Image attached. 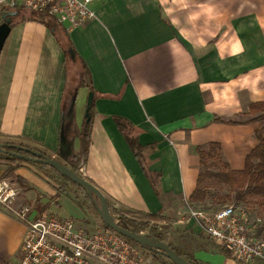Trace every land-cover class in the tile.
Masks as SVG:
<instances>
[{
  "label": "crops",
  "instance_id": "1",
  "mask_svg": "<svg viewBox=\"0 0 264 264\" xmlns=\"http://www.w3.org/2000/svg\"><path fill=\"white\" fill-rule=\"evenodd\" d=\"M93 9L94 19L67 30L89 75L73 56L70 69L81 66L87 80H79L81 90L95 95L88 150L77 169L118 209L182 214L200 170L198 145L218 142L230 168L241 169L257 144L260 121L244 113L264 97V0H97ZM66 83L64 54L52 33L33 20L13 25L0 53V142L75 161L82 94L66 114ZM114 115L138 129L147 167L160 173V195ZM41 172L27 162L0 163V178L18 188L13 208L30 205L29 218L50 212L45 206L55 194ZM66 200L61 194L54 207ZM185 226L208 240L191 219ZM24 230V221L0 205V264L19 259ZM225 255L226 264H237Z\"/></svg>",
  "mask_w": 264,
  "mask_h": 264
},
{
  "label": "built area",
  "instance_id": "2",
  "mask_svg": "<svg viewBox=\"0 0 264 264\" xmlns=\"http://www.w3.org/2000/svg\"><path fill=\"white\" fill-rule=\"evenodd\" d=\"M95 1L0 0V10L25 7L46 11L70 30L96 17ZM17 195L14 184L0 179V205L14 210L25 224L21 254L14 264H148L151 261L152 255H146V249L130 243L108 227L93 225L89 229L77 226L70 217L45 212L29 218L30 205L13 208ZM187 215L214 244L225 248L236 263L253 264L264 260V237L258 233L260 219L232 204L216 210L188 205Z\"/></svg>",
  "mask_w": 264,
  "mask_h": 264
},
{
  "label": "trees",
  "instance_id": "3",
  "mask_svg": "<svg viewBox=\"0 0 264 264\" xmlns=\"http://www.w3.org/2000/svg\"><path fill=\"white\" fill-rule=\"evenodd\" d=\"M3 11L5 10L4 9L0 10V12ZM11 11H16V14L11 17V23H10L11 27L25 20H33L43 24L52 33V35L54 36V38L56 39L57 43L59 44V46L63 51L65 80H68L67 79L68 75L71 72L70 67L72 68L74 67V65L71 66V61H73L72 58L79 59L81 63L82 60L74 49V46L70 40L67 29L64 26H62L60 23H58L56 19L51 15H49L46 11H34L30 9L28 10L25 7H17L12 9ZM82 69L84 72H86L89 75V71L84 63H82ZM78 86H84L83 81L79 82ZM91 92H92V100L89 105L88 114L87 116L85 115L83 118L82 127L80 131V135L82 137V149L78 153L73 154L72 158L75 161H79L80 157H85L88 150L91 123H92V118L94 116V99H95L94 91L92 90ZM87 106L88 105L86 104V107ZM244 114L247 115L254 114L248 119V121L258 120L262 123L261 127H259L256 130L257 144L245 156L244 165L241 169L230 168L228 163L222 158L221 147L218 142H210L207 145H198L196 147V151L199 154V158H200V170L197 175L196 186L188 198L191 203L200 202L206 198L209 191L207 179L213 177L224 182L226 185L229 186V188L236 191L238 197L241 198L244 192H249L252 193L253 195L261 196L262 203L264 204V97L262 100L249 103L248 109ZM113 119L115 121L117 128L124 136L128 146L133 152L135 158L137 159L139 165L141 166V169L147 176L154 192L156 193L157 196L160 195L161 193L159 188L160 173L156 171H150L148 169L147 167L148 158L147 155L144 153L145 146H142L137 138L136 133L138 132V129L124 117L114 115ZM216 120L221 122H229V123L236 122L231 119L223 120L216 118ZM30 148L33 150H37L36 148L33 147ZM151 148H153L152 145ZM7 149L16 151L14 148L7 147ZM21 162H27L39 168L40 170H44V169L49 170L52 173L51 176L52 178L57 179L58 181L69 182L70 184L81 189L84 192V197L83 199L76 198L78 205L85 207L88 211L92 212L95 216H97L101 220L93 202L91 201V198L86 194L83 187L79 186L75 182L69 180L67 177L58 173V171H56L53 167H50L45 164L35 163L32 161H25L10 156L6 153L0 152V163L13 166L14 164L18 165ZM218 163H220L222 167L216 172L212 171L211 167L216 166V164ZM69 168L78 175H80L77 169H75L74 167H69ZM17 182H19V184H22L19 178L17 179ZM58 196L59 195H55L54 197L56 198ZM55 204H57V202ZM107 205L111 213L114 215V218L117 220L118 224H120L121 226L127 229L134 230L135 232L146 231L150 221L160 220L164 217L159 213H144V212L131 211V210H121L112 206L108 201H107ZM101 224L104 227H107L102 222V220H101ZM148 231L158 239L164 240L162 234L158 232L156 229H149ZM258 233L264 237L263 226H261ZM125 239L132 244L140 246L137 242L132 241L129 238H125ZM168 245L172 249H174L179 255L185 257L191 264H201L194 255L181 252L180 250L172 247L170 244ZM142 248L150 251L151 254H153L155 257L160 256L159 255L160 253L151 251L145 247ZM224 252L225 254H227V250L226 251L224 250ZM167 260L169 262L168 264H174L169 259Z\"/></svg>",
  "mask_w": 264,
  "mask_h": 264
},
{
  "label": "rangeland",
  "instance_id": "4",
  "mask_svg": "<svg viewBox=\"0 0 264 264\" xmlns=\"http://www.w3.org/2000/svg\"><path fill=\"white\" fill-rule=\"evenodd\" d=\"M28 9V8H26ZM12 10V9H10ZM29 10V9H28ZM81 66L78 65V67L75 69V71L71 70L69 74V78L66 83L65 87V93L64 98H66L67 101V108H66V114H68V111L71 110V106H75V100L78 97L80 98V95L82 94V109H79L77 114L81 117V119L85 116V110H86V104L88 100V94L89 92H84L83 87L84 86H76L79 82V80L83 79L84 82H86V75L83 73V71L80 68ZM78 90V91H77ZM77 91V92H76ZM83 91V92H82ZM78 94V95H76ZM77 101V100H76ZM65 102V101H64ZM254 114H251V116ZM75 112L73 108L72 117L74 118ZM83 121V120H82ZM262 123L260 122L261 127ZM82 127V124H81ZM81 157L79 158V161H72L68 163L69 165H66L68 167H74L75 169L79 168ZM15 165V164H14ZM9 166V165H8ZM10 167V166H9ZM221 164L218 163L216 166L211 167V170L216 172L221 168ZM42 174L46 176L47 178L51 179L54 183V192L55 194L50 197V202L48 205L45 206L46 210L49 209L50 212L56 216L59 217H70L72 218L77 226L91 228L90 226H93L95 222H97L99 225L103 226L101 224V220L95 216L92 212L88 211L85 207L79 206L78 202L76 201V198H82L84 197V192L77 188L76 186L70 184L69 182L65 181H58L57 179L52 178V173L49 170H41ZM78 173L82 175V173L77 169ZM83 176V175H82ZM4 178V177H3ZM0 178V179H3ZM8 179V178H5ZM9 180V179H8ZM12 184H14L11 180H9ZM207 184L209 187L208 194L206 198L200 202H194L191 203L189 200V204L184 202V212L182 214H172L170 216H164L160 220L156 221H150L147 227L146 231L142 232H149V229H156L158 232L162 234V237L164 238V241L168 244H170L172 247L180 250L184 253L198 254L200 257H204V259H210L211 262H205L202 259H198V261L201 264H226L228 261L227 256L225 255L224 250L225 248L217 246L213 243L208 237L207 241H202L199 235L193 236V233L191 229L187 228L185 225L188 224L187 217V209L188 205L193 207H201L207 210H213L218 209L220 207L226 206L228 204H232L237 208H240L244 210L246 213H248L251 217L260 219L261 226L264 227V204L262 203V197L258 195H253L249 192H242V197H238L237 192L233 189L229 188L228 185H226L224 182L218 180L217 178L210 177L207 179ZM15 185V184H14ZM16 186V185H15ZM17 187V186H16ZM18 189V188H17ZM64 195V197H67L68 199L72 200L74 204L78 205L80 209H82L85 213V217H78L75 212L73 211V208H71V203H69L70 200H66L61 203V207L56 206V198L55 195ZM70 201V202H72ZM58 204V203H57ZM13 214L16 216V214ZM48 211V210H47ZM45 213H50L46 212ZM89 212V213H86ZM17 217V216H16ZM18 218V217H17ZM19 219V218H18ZM193 222V221H192ZM263 234V233H262ZM219 247V248H218ZM214 248H217L214 253L210 252L211 250H214ZM223 249V250H222ZM148 251V250H147ZM145 252L146 255L151 253L150 251ZM158 253V252H157ZM228 254V253H227ZM151 261L148 264H162V263H169L168 260L163 256L162 254H159L160 256L155 257L153 254ZM211 255V256H210ZM240 264V263H237ZM253 264H264V260H256Z\"/></svg>",
  "mask_w": 264,
  "mask_h": 264
},
{
  "label": "water",
  "instance_id": "5",
  "mask_svg": "<svg viewBox=\"0 0 264 264\" xmlns=\"http://www.w3.org/2000/svg\"><path fill=\"white\" fill-rule=\"evenodd\" d=\"M16 14V11L5 10L0 12V53L3 48L4 42L11 29V17ZM92 100V93L89 92L87 107L85 115L88 114L89 105ZM14 148L16 151L7 149ZM0 152L6 153L10 156L22 159L25 161H32L35 163L45 164L53 167L58 173L67 177L72 182H75L79 186L83 187L86 194L91 198L102 222L111 230L117 232L125 238H129L132 241L137 242L140 246L145 247L151 251L158 252L164 257L172 261L174 264H191L185 257L179 255L174 249H172L168 243L164 240H160L149 232H135L134 230L127 229L120 224L114 218L111 213L105 195L97 188L93 183L84 178L82 175H78L72 171L68 166L61 163L59 160L50 157L41 151L33 150L30 147L19 145L16 143H1Z\"/></svg>",
  "mask_w": 264,
  "mask_h": 264
}]
</instances>
